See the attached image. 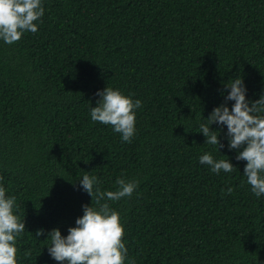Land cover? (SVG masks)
<instances>
[{
  "label": "trees",
  "instance_id": "1",
  "mask_svg": "<svg viewBox=\"0 0 264 264\" xmlns=\"http://www.w3.org/2000/svg\"><path fill=\"white\" fill-rule=\"evenodd\" d=\"M42 6L36 33L0 40V186L25 223L17 264H59L48 234L67 236L91 206L85 174L102 191L137 183L131 197L102 201L119 214L125 264H264V195L247 184L226 126H210L219 151L199 133L215 107L234 104L228 81L242 79L250 102L264 95V0ZM105 87L142 102L131 143L91 120ZM204 153L233 171L211 172Z\"/></svg>",
  "mask_w": 264,
  "mask_h": 264
},
{
  "label": "clouds",
  "instance_id": "2",
  "mask_svg": "<svg viewBox=\"0 0 264 264\" xmlns=\"http://www.w3.org/2000/svg\"><path fill=\"white\" fill-rule=\"evenodd\" d=\"M44 11L42 0H0V40L12 45L26 32L36 33L38 25L35 22L43 17ZM225 88L230 89L225 101H234V104L231 109L226 103L215 107L206 119L207 124L200 125L199 133L206 138L205 144L219 151L224 145L210 126L215 123L227 127L228 147L237 150L238 161H246L243 175L252 193L259 198L264 195V95L248 101L246 87L239 77L228 81ZM96 95L100 99L91 108V120L111 126L121 135L122 142L131 143L135 134V109L142 107V102L111 87H105ZM199 162L215 174L221 170L230 173L234 168L229 160H215L210 153L201 155ZM79 183L92 197L91 206H83V216L76 219V226L68 228L67 236H62L59 229L48 234L49 255L59 264H125L127 248L119 214L102 201L116 202L131 197L137 183L117 178V190L102 191L97 186V178L87 174ZM232 192V188H227L226 194ZM93 202L98 208L92 206ZM15 207H18L16 197L6 196V189L0 186V264H17L16 243L25 231V223L14 214ZM40 235L43 230L36 233L37 237ZM24 255L30 256L31 252Z\"/></svg>",
  "mask_w": 264,
  "mask_h": 264
}]
</instances>
